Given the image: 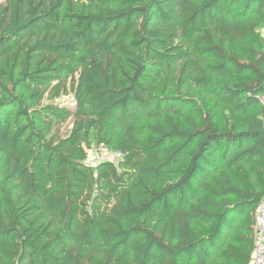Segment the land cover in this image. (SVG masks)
<instances>
[{"label": "trees", "instance_id": "1", "mask_svg": "<svg viewBox=\"0 0 264 264\" xmlns=\"http://www.w3.org/2000/svg\"><path fill=\"white\" fill-rule=\"evenodd\" d=\"M263 29L264 0L0 1V264H248Z\"/></svg>", "mask_w": 264, "mask_h": 264}, {"label": "built area", "instance_id": "2", "mask_svg": "<svg viewBox=\"0 0 264 264\" xmlns=\"http://www.w3.org/2000/svg\"><path fill=\"white\" fill-rule=\"evenodd\" d=\"M106 150L107 148L102 146L91 162L96 163L101 160L102 153ZM114 154L116 158L121 156L120 152ZM248 264H264V199L257 205L255 211V246Z\"/></svg>", "mask_w": 264, "mask_h": 264}, {"label": "rangeland", "instance_id": "3", "mask_svg": "<svg viewBox=\"0 0 264 264\" xmlns=\"http://www.w3.org/2000/svg\"><path fill=\"white\" fill-rule=\"evenodd\" d=\"M0 1H3V0H0ZM263 35H264V29H263ZM63 104H65L66 106H69L70 108H74V101H73V98H72V95H65L61 101ZM71 127V124L68 122L67 124L64 125L63 127V132L68 130L69 128ZM99 152L98 151V148H94L92 150V153H91V156L90 158L93 159V156ZM102 156L104 158H109V159H116V155L114 154V151H109V150H106L104 151V153L102 154Z\"/></svg>", "mask_w": 264, "mask_h": 264}]
</instances>
